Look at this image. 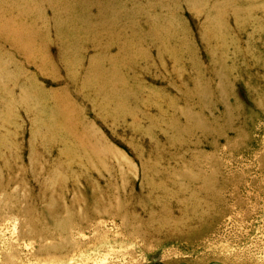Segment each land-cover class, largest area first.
<instances>
[{
  "label": "rangeland",
  "instance_id": "rangeland-1",
  "mask_svg": "<svg viewBox=\"0 0 264 264\" xmlns=\"http://www.w3.org/2000/svg\"><path fill=\"white\" fill-rule=\"evenodd\" d=\"M0 264H264V0H0Z\"/></svg>",
  "mask_w": 264,
  "mask_h": 264
},
{
  "label": "bare ground",
  "instance_id": "bare-ground-1",
  "mask_svg": "<svg viewBox=\"0 0 264 264\" xmlns=\"http://www.w3.org/2000/svg\"><path fill=\"white\" fill-rule=\"evenodd\" d=\"M214 180L212 178H208L206 181H204L205 184V189H204V193H206V195L210 196L211 192L214 191V187H213V182ZM218 188H217V193H218Z\"/></svg>",
  "mask_w": 264,
  "mask_h": 264
}]
</instances>
